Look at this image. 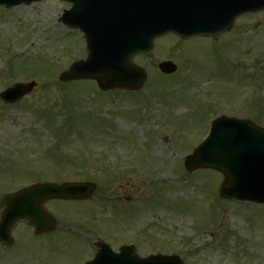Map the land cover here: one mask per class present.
<instances>
[{
  "label": "rangeland",
  "instance_id": "obj_1",
  "mask_svg": "<svg viewBox=\"0 0 264 264\" xmlns=\"http://www.w3.org/2000/svg\"><path fill=\"white\" fill-rule=\"evenodd\" d=\"M69 8L60 0L0 6V91L38 83L16 105L0 101V199L34 182H94L100 197L89 205L51 203L54 213H66V233H87H79L84 220L72 218L89 209L92 237L116 249L133 243L145 257L175 254L185 264H264V207L222 202L220 173L184 169V158L213 119H254L264 127V14L242 18L217 43L158 40L150 56L134 58L148 74L143 89L107 95L93 81L58 80L72 63L86 59L81 34L60 23ZM169 60L178 71L166 76L158 64ZM68 121L72 127L65 126ZM110 191L132 197L118 219L113 197L103 203ZM109 224L112 233L103 230ZM28 233H20L18 248L0 247V264L39 261ZM80 249V240L60 239L52 253L62 259L53 264L80 259Z\"/></svg>",
  "mask_w": 264,
  "mask_h": 264
},
{
  "label": "water",
  "instance_id": "obj_2",
  "mask_svg": "<svg viewBox=\"0 0 264 264\" xmlns=\"http://www.w3.org/2000/svg\"><path fill=\"white\" fill-rule=\"evenodd\" d=\"M37 1L41 0H0V4L12 7ZM63 1L71 2L73 7L65 11L60 20L85 33L88 59L73 64L59 80L65 83L95 80L104 92L142 89L147 75L134 64L133 58L151 54L157 38L173 33L182 39L197 36L218 39L231 29L238 16L264 10V0ZM159 68L164 74L177 71L172 62L161 63ZM36 86V82L18 83L0 97L7 103H16ZM185 167L189 173L197 169L222 173L224 181L219 193L224 199L264 204V129L246 120L217 118L206 141L185 158ZM95 190L96 185L90 183H41L6 196L0 220V241L12 244L11 233L20 220H28L37 228L46 226L49 217L41 210L44 202L88 199ZM108 257L112 256L102 253L97 262L109 264ZM118 258L114 259V264H120ZM134 259H138L137 256ZM139 261L184 264L179 257L163 255Z\"/></svg>",
  "mask_w": 264,
  "mask_h": 264
},
{
  "label": "flooded vegetation",
  "instance_id": "obj_3",
  "mask_svg": "<svg viewBox=\"0 0 264 264\" xmlns=\"http://www.w3.org/2000/svg\"><path fill=\"white\" fill-rule=\"evenodd\" d=\"M238 22H239V20L237 21V23ZM99 197H100L99 195H96V197L94 198L95 201ZM122 197H124V196H122ZM122 197L116 196V195L113 196L115 203H117V205L120 207V209H123V207H124L123 206L124 202H122L120 200ZM105 199L108 200L110 198L105 196ZM51 203H53V201L46 202L44 204V208L49 213L54 215L57 218V220L59 221L57 223L55 229L50 230L49 232H46L44 234L37 236L35 234V230L33 228H31L30 226H28L24 222L20 223L18 225L19 227L16 228V229H18V231L15 233V239L16 240H17V238H19V235H20L19 233L24 235L25 230L29 231L28 238L30 239V242H31V251L33 253H35L33 255V257H35L39 260V261H35V262H30L26 258V259L22 260L24 262V264H53L54 262H56L55 260L61 261L62 258H59L56 255H53V253H52V247L60 239H62L63 242H65L66 244H67L69 239L81 241L80 259H74L73 261L66 262V263H60V264H87L90 261H92L98 252V250H97V244L98 243L97 242L99 240L97 241V238L92 237L93 234H96L95 225L93 224V222L89 221L91 219H88L87 215L94 214V211L91 212L89 209H87L85 211V214L79 218V219L84 220L82 222L86 225V227L83 225H80L81 232H79V233L81 234V233L87 232L84 236L81 237L79 234H69V232L66 233V231L68 230V227H67L66 223L61 221V217L62 216L66 217V213L62 209L55 208V207L54 208H55L56 213H54V211L51 209V205H52ZM105 229H109L108 232L112 233L109 225L108 226L104 225L103 230H105Z\"/></svg>",
  "mask_w": 264,
  "mask_h": 264
}]
</instances>
